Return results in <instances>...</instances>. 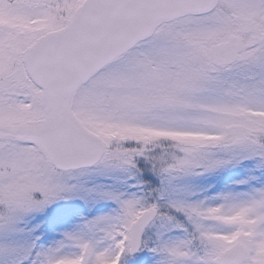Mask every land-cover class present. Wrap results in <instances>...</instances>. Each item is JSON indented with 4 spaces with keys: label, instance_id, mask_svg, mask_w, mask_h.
I'll return each mask as SVG.
<instances>
[{
    "label": "snow or ice",
    "instance_id": "snow-or-ice-1",
    "mask_svg": "<svg viewBox=\"0 0 264 264\" xmlns=\"http://www.w3.org/2000/svg\"><path fill=\"white\" fill-rule=\"evenodd\" d=\"M241 161L264 168V0H0V264H264V185L176 186ZM142 162L154 203L68 183ZM88 196L114 207L39 243Z\"/></svg>",
    "mask_w": 264,
    "mask_h": 264
},
{
    "label": "rangeland",
    "instance_id": "rangeland-1",
    "mask_svg": "<svg viewBox=\"0 0 264 264\" xmlns=\"http://www.w3.org/2000/svg\"><path fill=\"white\" fill-rule=\"evenodd\" d=\"M229 166L230 165L223 167L225 168L223 171L229 170ZM230 170H233V167H231ZM223 171L220 170L218 173L216 172L215 175L217 174L223 175ZM257 172L258 174H251V173L247 174L246 176L241 178L239 181H236L234 185H231L230 183L226 184L225 188L224 189L222 188L223 189L222 193L230 192L234 194H242L244 192L249 191L250 189L254 187H259L261 185H264V168L258 167ZM212 174H213L212 172H208L206 177L192 176V177L182 178L176 182V186L177 187H187L192 192H194L196 196H198V194H200L199 192L197 193L198 190L206 193V190L204 189H207L209 186L207 187V183L205 182V180L209 181L210 177L213 178ZM73 175H74V178L70 179L68 183L78 185L82 187L83 189H95V188H100L104 190L115 189L121 192H126L130 184H135L138 188V195L146 199L141 191V187H140L141 185L139 183L137 175L135 176L134 179L129 178L128 176H125V175H116V174L102 175V174H98L92 171H89L85 175H79V176H76L75 174ZM206 178H209V179H206ZM239 183L241 185H239ZM159 184H160V181H159ZM237 185L240 188H237L236 187ZM160 188H161V185H160ZM214 196H216V194L215 195L203 194L201 198L198 197L195 199H207V198H211ZM103 202L105 201H95L92 196H88L86 199L73 198V199H68V200H58L54 202V205L56 204L55 207L64 205L65 209H69L67 207L68 205H71L69 207L74 209V207H82L83 204L88 205L89 209L92 207L93 208L90 211L89 215L82 214L85 212L84 210H82L84 212L79 213V215H76L75 217L68 215L66 219L64 220L58 219L52 222L51 226L48 225L45 228L47 229V233L44 235V237H42L43 244L47 246L48 242L53 241V240H58L60 238V234H62L65 231L71 230L75 225L81 223L84 219H92L97 215H103V214L108 213L110 208L104 207V205L101 204ZM147 202L154 203L156 202V200L154 199L152 201L151 199L150 201L147 200ZM162 211H166V210L162 209ZM153 231H150L148 233L146 237L147 241H152ZM139 255L141 258V264H153V258L148 251H144L140 253Z\"/></svg>",
    "mask_w": 264,
    "mask_h": 264
},
{
    "label": "trees",
    "instance_id": "trees-1",
    "mask_svg": "<svg viewBox=\"0 0 264 264\" xmlns=\"http://www.w3.org/2000/svg\"><path fill=\"white\" fill-rule=\"evenodd\" d=\"M237 168V177L240 176L239 172H241L244 168L247 170H254L255 168H253L252 166V161H241L238 164H231L229 167H233V170H235V167ZM137 167L139 168V173L137 174L138 176V180L140 182V185L142 187V191L143 194L145 196V198L150 201L152 199V201L154 200V197H156L158 190L160 188V184H159V179L151 172L150 168L147 167L143 162L138 164ZM223 171L222 168L213 171V179L216 180V178L218 177L219 174L215 175V173L219 172V171ZM201 177H205V175H202ZM202 180V179H200ZM205 182H209L208 180H205ZM48 211V210H46ZM50 215V214H49ZM38 218H43V215H38ZM36 222H33V224H40L39 220H35Z\"/></svg>",
    "mask_w": 264,
    "mask_h": 264
}]
</instances>
